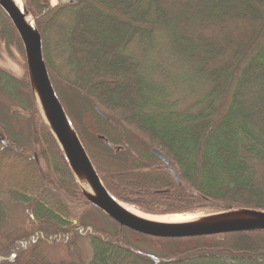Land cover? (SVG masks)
I'll return each instance as SVG.
<instances>
[{
  "label": "trees",
  "instance_id": "1",
  "mask_svg": "<svg viewBox=\"0 0 264 264\" xmlns=\"http://www.w3.org/2000/svg\"><path fill=\"white\" fill-rule=\"evenodd\" d=\"M22 1L41 34L55 92L111 195L155 216L264 211V0H74L55 8L50 0ZM61 15L73 18L63 28L73 79L56 72L47 50ZM0 41L25 59L1 8ZM147 46H163L170 57L172 46L171 58L183 65L168 61L171 69H161L155 57L137 55ZM0 87L22 110L0 111L6 142L33 158L53 193L111 223L74 225L14 187L7 193L38 227L9 248L85 237L92 255L82 264H264L263 232L158 239L121 228L85 199L34 101L27 63L23 79L0 69ZM189 95L195 99L184 105ZM12 121L25 123L27 133H16ZM152 149L169 160L179 183ZM5 219L0 200V230Z\"/></svg>",
  "mask_w": 264,
  "mask_h": 264
},
{
  "label": "rangeland",
  "instance_id": "2",
  "mask_svg": "<svg viewBox=\"0 0 264 264\" xmlns=\"http://www.w3.org/2000/svg\"><path fill=\"white\" fill-rule=\"evenodd\" d=\"M22 1V0H21ZM74 0H50V6L59 5L60 3H67ZM23 3V1H22ZM73 23V18L69 16H59L53 20L52 29L48 35V55L52 62L53 68L62 76L73 79V73L68 66L69 56L65 52L63 38V28L68 29ZM58 31L60 35L58 34ZM63 35V37H62ZM60 36V40H59ZM138 56L144 58L155 57V59L162 63L161 69L169 70L170 65H166L168 61L176 67H181L183 63L175 60V51L172 46H168L171 52V57L165 54L163 46L151 49V47L138 48ZM176 58V57H175ZM177 59V58H176ZM178 61L179 63L175 62ZM156 64V62H155ZM0 69L14 76L16 79H23L25 76L26 61L15 46H8L4 41H0ZM21 98L26 102V95H21ZM195 97L189 95L186 98L184 105L190 104ZM4 105L10 111L22 112L21 108L16 102H12L5 94V91L0 87V111L3 110ZM79 106V104H77ZM71 107H74L72 105ZM3 115V112L1 113ZM1 116V115H0ZM14 126L15 132L24 134L27 133L26 124L20 121L9 122ZM261 175L264 171L258 168ZM40 173L36 171V165L31 156L20 154L16 152L7 142L4 130L0 127V200L4 204L6 210V219L3 228L0 230V264H82L88 257L92 255L90 242L87 238L82 237L69 244H46L45 242H36L32 240L23 248H9L11 243L22 242L25 238L31 237L32 231L38 227L35 218L27 211L26 206L14 202L8 190L16 187L22 193L29 197L39 199L49 209L60 213L68 222L74 225H79L80 221L89 223L93 228L106 229L111 223L103 215L97 211H90V208L83 202H76L74 200H67L62 196H57L50 189L46 187ZM125 179V178H124ZM132 210L147 215L134 206L123 203ZM219 213V212H216ZM214 213H207L205 211H198L194 213L178 214L189 215L200 218L205 215ZM155 216V215H148ZM173 215H163L155 217H164ZM20 241H19V240ZM12 250V256H5L4 250Z\"/></svg>",
  "mask_w": 264,
  "mask_h": 264
},
{
  "label": "water",
  "instance_id": "3",
  "mask_svg": "<svg viewBox=\"0 0 264 264\" xmlns=\"http://www.w3.org/2000/svg\"><path fill=\"white\" fill-rule=\"evenodd\" d=\"M0 8L12 22L23 45L32 95L38 110L56 139L85 199L92 206L121 228L158 239L264 233V211L233 209L205 215L186 223H164L139 217L123 208L104 186L55 92L44 59L42 37L34 19L24 5L21 11L15 0H0ZM151 153L165 165L169 164L160 151L152 149ZM170 172L179 183L175 171L170 169Z\"/></svg>",
  "mask_w": 264,
  "mask_h": 264
},
{
  "label": "bare ground",
  "instance_id": "4",
  "mask_svg": "<svg viewBox=\"0 0 264 264\" xmlns=\"http://www.w3.org/2000/svg\"><path fill=\"white\" fill-rule=\"evenodd\" d=\"M15 3L17 4V6L21 9V11H23V3L21 0H15ZM29 22H30V18ZM123 208H125L126 210H128L129 212L148 219V220H153V221H158V222H164V223H186V222H190V221H194L196 219H198L197 217L194 216H189V215H173V216H164V217H155V216H148V215H144L142 213H139L135 210H132L131 208H129L128 206L118 202Z\"/></svg>",
  "mask_w": 264,
  "mask_h": 264
}]
</instances>
